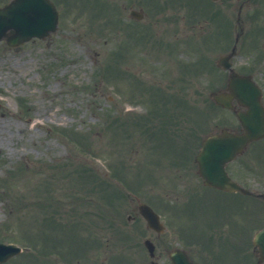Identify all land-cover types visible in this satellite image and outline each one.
I'll use <instances>...</instances> for the list:
<instances>
[{"label": "rangeland", "instance_id": "374dc122", "mask_svg": "<svg viewBox=\"0 0 264 264\" xmlns=\"http://www.w3.org/2000/svg\"><path fill=\"white\" fill-rule=\"evenodd\" d=\"M56 1L63 11L64 0ZM82 1L72 2L81 5ZM107 1L110 6L100 14L99 20V17H96L98 15L90 10L85 9L82 13L74 6L73 9L72 7L68 9L66 14L62 12L58 30L46 39L32 40L18 48H10L4 42H0V239L5 242L13 241L22 246L29 243L34 251L27 252L28 249H25L24 253L8 264H45L44 260L34 261L32 256L46 253L77 255L76 244L70 242L69 249H65L68 240L61 234L66 230L58 229L54 233V236L60 239L55 243L58 251H54L52 239L43 238L44 233H47L44 229L51 231L50 222L43 225L47 213L40 206L45 202L59 207L61 212L73 204L76 208L82 209L89 200L96 197L93 195L96 184V191L102 185L108 190H113L115 186H112L111 182L133 183L141 178V173L142 179L135 181L134 185L130 186L132 189L161 193L165 189L173 194L179 193L182 187L178 180H181L182 176L176 178V175L184 173L185 170L183 166V169L179 170L176 165L169 164L174 160L181 161V158L166 153L174 146V142H169L168 129L179 122L182 129L175 136L177 133L175 128L174 137L181 139L186 135L190 141L191 116L204 125L202 129L197 128L196 134L199 138L203 129L213 130L216 128L214 125L217 127L238 125L233 114L220 111L218 108H214L215 112L210 113L208 124L197 111L194 115H183L188 106L194 104L202 107L201 112L210 111L212 103L208 96L209 91L223 85L224 77L221 83L218 77L212 80L211 77H215L214 68L206 77L191 82L186 78L185 69L178 70L179 64L171 60L174 58L169 55L170 53L160 52V57L163 58H160V62L156 61L159 51L155 47L148 49L145 56L149 64L155 63V67L142 68L138 66L141 63L137 62L144 59L140 52H136L141 46L139 42H142L138 37L137 41L132 43V47L129 44L130 40L127 42L129 50L124 47L123 54L126 57L124 61L122 59L116 65L110 64L111 52L121 44L120 38L126 40L131 31L114 32L117 27L120 30H126L127 27L125 21L114 26L116 23L111 18L112 14L125 18L124 14L127 13L125 10L123 14L118 13L120 0ZM229 35L232 39L233 32L230 31ZM153 36L158 37L154 31ZM149 43L146 42V45ZM198 48L206 50L211 59H215L217 53L221 51L214 46L207 49L203 46ZM185 54L181 58L186 57L182 60L188 61V58H192L197 52ZM234 61L243 65L250 62L251 57L244 58L238 55ZM128 64L131 72L124 68ZM156 65L160 67L157 68ZM260 68L257 80L264 88V64ZM133 69L136 73H144L146 80L155 82L154 85L136 81L133 78L135 77ZM160 79H162L160 87L174 96H167V99L161 100L164 109L160 103L159 110L166 113L168 124H161L157 106L160 96L157 88H152L153 94L146 93L142 84L157 87ZM181 97L189 101L179 99ZM144 117L147 118L146 121ZM149 121L152 124L146 126L145 123ZM157 121H160L158 126ZM160 131H166L162 132L166 138L163 141L160 139ZM154 141H159L160 155H165L160 156V167L155 164L151 170L145 165L142 170L141 164L149 160V155L158 152L154 153L156 150ZM252 153L258 158H254ZM166 154L172 157L169 162L165 158ZM191 162L190 157L186 161L187 172L192 170ZM164 163L167 164L163 165ZM246 163L252 165L251 170L258 172L264 170V140L250 146L230 165V171L236 177L243 180L244 177L250 176L253 179L249 178L248 182L252 187H258L261 179L245 174ZM145 171L149 175L144 173ZM109 175L118 177L119 181L110 182ZM88 177L89 180H86ZM96 177L100 179L98 183ZM118 188L123 191L121 187ZM129 189L126 197L131 192ZM120 196L123 197L122 194ZM181 199L182 195L180 201H183ZM220 199L223 200L221 195ZM188 208L190 210L189 206ZM77 226L75 224L72 227L77 230ZM66 232L71 234L73 231Z\"/></svg>", "mask_w": 264, "mask_h": 264}, {"label": "flooded vegetation", "instance_id": "af4514ba", "mask_svg": "<svg viewBox=\"0 0 264 264\" xmlns=\"http://www.w3.org/2000/svg\"><path fill=\"white\" fill-rule=\"evenodd\" d=\"M119 2L123 9L134 8L139 12L135 15L140 18H134V21L138 22L134 23L136 26H140L146 33L150 30L158 35L157 43L149 44V47H155L159 52H175L178 55L191 52L204 53L205 66L209 68L219 66L221 61L224 62L220 58L228 55L230 51H233L234 55L229 61L234 68L238 67L234 58L241 49L250 46L254 41L260 44L264 40V0H120ZM251 25L256 26L258 34L251 29ZM247 30L250 33L245 34ZM230 31L233 32L232 39H230ZM198 46H203L204 49L214 46L221 51L217 53L215 59H211L208 52L199 49ZM237 71L251 73L242 67ZM223 72L225 77L220 75L218 78L223 77L222 82L226 85L228 71L223 70ZM229 200L230 197H227L228 202L219 211V236L215 234L218 229L215 226L205 227L207 239L208 235L211 239L214 236L216 244L207 247L206 255H245L239 250L238 245L250 238L253 227L264 225V206L230 203ZM131 209L132 212L127 217L129 233L138 236L141 240L150 239L155 245H159L161 240L165 239L162 234L147 226L138 213L137 205H133ZM196 237L197 235H194V239ZM95 256L90 255V259H94ZM154 256L159 262L162 259V264L168 260L167 255L159 253ZM150 262L148 260V264ZM87 264H95V262Z\"/></svg>", "mask_w": 264, "mask_h": 264}, {"label": "water", "instance_id": "95a60500", "mask_svg": "<svg viewBox=\"0 0 264 264\" xmlns=\"http://www.w3.org/2000/svg\"><path fill=\"white\" fill-rule=\"evenodd\" d=\"M56 11L48 0H12L8 5L0 8V39L5 37L7 42L14 46L18 45L31 36L44 37L50 29L54 28ZM236 80L231 82L235 92L243 91L241 101L247 103L249 110L241 114L240 118L246 127V132L236 134L223 131L222 135H215L204 140L202 149L197 155L200 170L208 181L216 179L214 183L223 188L234 187L229 183L224 171L225 162L242 149V147L253 138L264 134L263 111L256 112L255 97L249 82L238 84ZM213 178V179H212ZM264 234V231L261 232ZM18 248L13 246L0 245V255H13L18 252ZM179 259V258H178ZM175 261V264H192L183 257Z\"/></svg>", "mask_w": 264, "mask_h": 264}]
</instances>
